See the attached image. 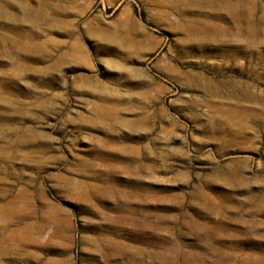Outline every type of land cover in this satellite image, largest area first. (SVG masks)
<instances>
[{"label": "rangeland", "instance_id": "rangeland-1", "mask_svg": "<svg viewBox=\"0 0 264 264\" xmlns=\"http://www.w3.org/2000/svg\"><path fill=\"white\" fill-rule=\"evenodd\" d=\"M0 264H264V0H0Z\"/></svg>", "mask_w": 264, "mask_h": 264}]
</instances>
